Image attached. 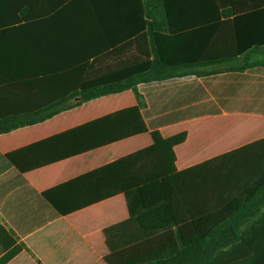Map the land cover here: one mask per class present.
Masks as SVG:
<instances>
[{
  "label": "crops",
  "instance_id": "crops-1",
  "mask_svg": "<svg viewBox=\"0 0 264 264\" xmlns=\"http://www.w3.org/2000/svg\"><path fill=\"white\" fill-rule=\"evenodd\" d=\"M104 1L117 9L133 0ZM173 1L215 4L211 16L220 21L176 33L212 35L215 53L240 50L238 61L219 64L240 71L143 83L142 107L130 89L0 134V264H109L105 231L130 220L126 194L112 191L113 180H78L150 147L156 131L185 136L174 147V209L185 236L183 245L164 233L138 242L152 250L144 257L157 250L174 264H264V0ZM88 9V0H0V116L33 112L53 98L34 72L68 73L74 58L110 54ZM182 12L173 16L188 18ZM139 106L147 133L109 143L116 128L94 124ZM201 217L221 229L198 235L193 222ZM133 229L125 230L129 239Z\"/></svg>",
  "mask_w": 264,
  "mask_h": 264
},
{
  "label": "trees",
  "instance_id": "trees-1",
  "mask_svg": "<svg viewBox=\"0 0 264 264\" xmlns=\"http://www.w3.org/2000/svg\"><path fill=\"white\" fill-rule=\"evenodd\" d=\"M88 4L95 25L102 29L108 40L110 54L104 51L101 56L90 52L85 59L74 58L68 73H43L41 69L38 73L34 72L38 79L41 78L53 89V98L42 100L44 102L33 112L0 116V134L43 122L61 111L130 89L135 92L142 107L143 101L137 87L143 83L240 71L239 67L219 66L238 61L240 50L215 53L208 48V39L212 35L176 33L204 29L203 27L220 21L219 17L216 19L211 16L215 4H208L206 1L179 4L173 0H133L131 4L121 1L117 9L110 8L111 4H106L104 0H88ZM176 10L183 11L181 14L188 18L176 19L173 16ZM191 10L200 15L190 16ZM112 15L117 18L115 27L111 22ZM176 22L183 26L176 27ZM111 28H119L120 32H114L111 36ZM234 35L238 41V32ZM112 63L114 66L110 65ZM208 67L215 70L197 72ZM49 97L51 98L50 95ZM72 101L74 102L71 103ZM94 124H104L105 128L113 125L116 128L113 136L108 139L109 143L148 132L140 106L116 112ZM105 133L111 136L110 129ZM152 138L153 145L150 147L78 180L80 182L95 177H102L110 182L113 180L118 188L112 191L126 194L130 220L105 231L110 249V254L106 257L109 264H174V258H163L157 250L144 257V252L152 250L146 244L137 243L147 242L160 233L172 234L178 237L182 245L184 243V228L174 209L178 197L174 189L177 173L174 147L184 142L185 136L181 134L164 139L156 131L152 133ZM13 154L16 153L9 157L12 158ZM160 167L162 171L156 172ZM53 192L54 190L45 193V197L51 200ZM113 195L115 194H104L102 199ZM207 218L201 217L193 222V227L200 236L210 235L221 229L217 225L207 228L204 223ZM173 226L177 227V232H172ZM127 229H133L130 239L125 233ZM117 230H124L120 241L114 239L113 234Z\"/></svg>",
  "mask_w": 264,
  "mask_h": 264
}]
</instances>
